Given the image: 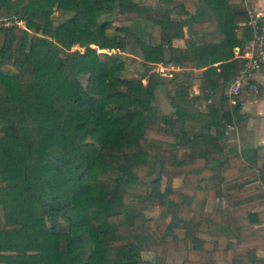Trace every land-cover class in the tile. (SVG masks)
I'll use <instances>...</instances> for the list:
<instances>
[{
  "label": "trees",
  "instance_id": "obj_1",
  "mask_svg": "<svg viewBox=\"0 0 264 264\" xmlns=\"http://www.w3.org/2000/svg\"><path fill=\"white\" fill-rule=\"evenodd\" d=\"M155 1L0 0L25 23L0 27V264H264V145L245 156L225 138L254 92H231L249 12ZM105 13L127 23L109 33ZM126 52L140 77L124 75Z\"/></svg>",
  "mask_w": 264,
  "mask_h": 264
},
{
  "label": "crops",
  "instance_id": "obj_2",
  "mask_svg": "<svg viewBox=\"0 0 264 264\" xmlns=\"http://www.w3.org/2000/svg\"><path fill=\"white\" fill-rule=\"evenodd\" d=\"M252 3L256 9L264 11V0H253ZM188 37H190V31L186 29V37L176 39L175 44L185 46L186 38ZM220 37L221 35L217 34L216 39H219ZM170 67L172 68V66ZM202 72L203 69L196 70L197 75L194 84L196 92H199ZM257 79L260 84V92L248 93L247 97L242 102L243 115L237 123L230 126L225 135V138L229 140L231 144L237 145L239 150L243 152L245 156H252L256 147L264 145V73L258 74ZM203 108H205V106H203ZM173 110L174 108L170 103L169 112ZM180 184H182V180ZM212 200L218 202L219 198ZM259 255L264 257V249L259 251Z\"/></svg>",
  "mask_w": 264,
  "mask_h": 264
},
{
  "label": "built area",
  "instance_id": "obj_3",
  "mask_svg": "<svg viewBox=\"0 0 264 264\" xmlns=\"http://www.w3.org/2000/svg\"><path fill=\"white\" fill-rule=\"evenodd\" d=\"M243 1L250 15L249 23L253 26L254 31L253 37L243 47L241 56L246 58L245 67L232 84L231 92L238 93L241 89L242 83L245 82L251 84V87L255 93H259L260 84L257 79V75L264 73V11L256 9L253 6V0ZM12 24L25 26V23L22 20L0 15V27L9 26ZM104 50L110 51L109 49ZM237 51H239V48H237ZM158 65L161 67V74H165L164 68L169 66L163 65L161 63H158ZM169 75L171 74L169 73ZM232 102H235V100L232 99Z\"/></svg>",
  "mask_w": 264,
  "mask_h": 264
},
{
  "label": "rangeland",
  "instance_id": "obj_4",
  "mask_svg": "<svg viewBox=\"0 0 264 264\" xmlns=\"http://www.w3.org/2000/svg\"><path fill=\"white\" fill-rule=\"evenodd\" d=\"M142 3L145 4V8L150 9L152 8L153 5L156 4L155 0H141ZM70 13L66 12V11H62V10H57L55 13V17L56 19H61V18H65L66 16H68ZM101 22L104 24V26L106 27L107 31L109 33H114L117 31V27L120 26L121 24H126V23H122L118 20L117 16L115 13H105L101 16L100 18ZM130 23V22H128ZM189 31V29H188ZM125 58L127 61V68L124 71V75L128 76V77H140L143 72L145 71V66L143 65V59L142 56L139 53H125ZM5 69H9L10 71L13 70V68L10 65H6L4 67ZM154 72L157 73L158 72L161 73L160 69L161 67L159 65H156L155 67H153ZM170 69H172L169 65V67H165L164 68V77H169V73H170ZM150 85V81L149 79H144V86ZM144 88V87H143ZM134 90V88H132ZM142 89V88H141ZM158 98H159V105L160 107L165 111V112H169L170 110V103L167 97V92H166V88L161 86L158 89ZM181 183V179L177 178L174 180V184H180ZM166 184V179H164L163 181V187ZM216 200H211L209 202V208H211L214 204H216ZM146 214L147 215H151L155 218H157L158 220H161L162 217L159 215V211H158V206L154 205L152 208H147L146 210ZM2 214V211H0V215ZM143 256L144 258H148V259H154V253L153 252H143ZM185 256V252H171L169 254V260L170 261H181L183 259V257Z\"/></svg>",
  "mask_w": 264,
  "mask_h": 264
}]
</instances>
